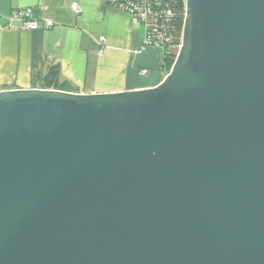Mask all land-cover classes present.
Listing matches in <instances>:
<instances>
[{
    "label": "water",
    "instance_id": "obj_1",
    "mask_svg": "<svg viewBox=\"0 0 264 264\" xmlns=\"http://www.w3.org/2000/svg\"><path fill=\"white\" fill-rule=\"evenodd\" d=\"M155 87L0 90V264H264V0H184Z\"/></svg>",
    "mask_w": 264,
    "mask_h": 264
},
{
    "label": "crops",
    "instance_id": "obj_2",
    "mask_svg": "<svg viewBox=\"0 0 264 264\" xmlns=\"http://www.w3.org/2000/svg\"><path fill=\"white\" fill-rule=\"evenodd\" d=\"M106 1L0 0V90L39 88L37 77L53 65H59L61 80L70 83L73 93L158 85L166 75L160 67L162 50L145 46L141 23ZM15 9H30L41 29L27 30L21 21H12ZM47 21L51 26L46 28Z\"/></svg>",
    "mask_w": 264,
    "mask_h": 264
},
{
    "label": "built area",
    "instance_id": "obj_3",
    "mask_svg": "<svg viewBox=\"0 0 264 264\" xmlns=\"http://www.w3.org/2000/svg\"><path fill=\"white\" fill-rule=\"evenodd\" d=\"M113 4L114 9L124 12L131 17L137 19L145 29L144 35V45L145 46H155L162 50V54L168 51L165 44H168V48L172 41H174L175 27L173 26V21L176 17V12L172 11L169 6L158 11L157 7L164 0H107ZM169 2H174V0H169ZM185 4V3H184ZM156 5V7H154ZM74 11L77 10V4L72 5ZM185 13V12H184ZM31 10L30 9H15L11 12L10 19L12 21H21L23 28L27 30H39L40 26L33 20H31ZM51 22L47 21L45 27H50ZM182 33V30H181ZM157 39V42L153 40ZM181 41V37H180ZM180 43L178 45L177 51L179 49ZM176 51V53H177ZM101 50L99 53L101 54ZM176 56V54H175ZM146 71H142L145 74Z\"/></svg>",
    "mask_w": 264,
    "mask_h": 264
},
{
    "label": "trees",
    "instance_id": "obj_4",
    "mask_svg": "<svg viewBox=\"0 0 264 264\" xmlns=\"http://www.w3.org/2000/svg\"><path fill=\"white\" fill-rule=\"evenodd\" d=\"M106 5L110 8H114L113 4L110 1H106ZM169 6L172 11L176 12V17L174 19L173 26L175 27L174 33V41L171 42L170 47L168 48V44H165V47L168 51L167 53L162 54V62H161V69L167 74L174 62L175 54L180 43L181 37V30L183 26L184 20V12H185V4L184 0H174V2H169V0H164L162 3L157 7V10L162 11L163 9ZM156 7V5H154ZM158 40L155 39L153 42H157ZM61 73L59 65H53L47 69L45 73H41L37 77L38 87L41 89H55L60 91L66 92H73L74 88L68 83L67 81L61 80Z\"/></svg>",
    "mask_w": 264,
    "mask_h": 264
}]
</instances>
